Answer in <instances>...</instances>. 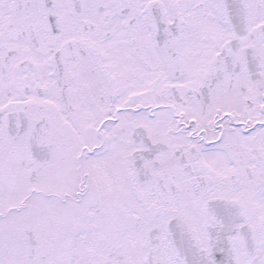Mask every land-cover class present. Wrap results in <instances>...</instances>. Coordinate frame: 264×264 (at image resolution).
Wrapping results in <instances>:
<instances>
[{
	"label": "snow or ice",
	"instance_id": "1",
	"mask_svg": "<svg viewBox=\"0 0 264 264\" xmlns=\"http://www.w3.org/2000/svg\"><path fill=\"white\" fill-rule=\"evenodd\" d=\"M0 264H264V0H0Z\"/></svg>",
	"mask_w": 264,
	"mask_h": 264
}]
</instances>
